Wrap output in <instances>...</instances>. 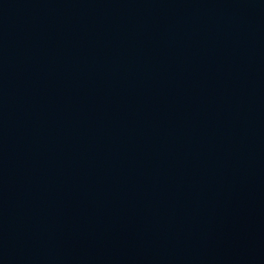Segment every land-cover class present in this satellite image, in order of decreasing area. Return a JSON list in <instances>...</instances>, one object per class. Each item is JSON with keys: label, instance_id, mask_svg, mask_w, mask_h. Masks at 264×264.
I'll return each instance as SVG.
<instances>
[{"label": "water", "instance_id": "1", "mask_svg": "<svg viewBox=\"0 0 264 264\" xmlns=\"http://www.w3.org/2000/svg\"><path fill=\"white\" fill-rule=\"evenodd\" d=\"M0 264H264V0H0Z\"/></svg>", "mask_w": 264, "mask_h": 264}]
</instances>
